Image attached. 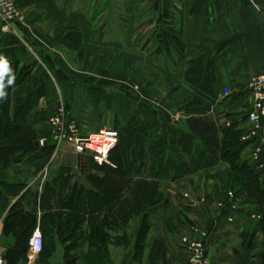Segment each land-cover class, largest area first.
Masks as SVG:
<instances>
[{"label":"crops","instance_id":"1","mask_svg":"<svg viewBox=\"0 0 264 264\" xmlns=\"http://www.w3.org/2000/svg\"><path fill=\"white\" fill-rule=\"evenodd\" d=\"M15 2L26 16V24L18 25L13 32L0 29V57L27 62L32 67V85L44 84L46 88L41 106L53 110L60 103L65 104L83 134L96 133L113 120L115 123L116 117H129L133 113L151 122L161 117L166 129L179 123L183 119L178 113L179 106L196 95L185 81L187 67L196 62L204 64L206 79L210 75L215 77L212 88L217 102L212 105V110L217 122L230 124L224 114L220 115L225 111L239 120L247 118L249 123L248 113L253 107L249 84L255 76L264 73V0ZM163 9L168 14L166 33L174 35L170 29H177L184 45L183 54L177 56L175 62L166 63V70L155 67L144 53L130 48L129 37L127 43L107 37L105 28L111 27L112 23H106L104 18L98 26V21L91 16L95 11L102 12L103 17L114 13L115 23L127 22L126 27H132L138 18ZM116 13H120L117 18L114 17ZM96 26L104 28L102 39L93 36ZM156 72L166 76V97L152 109L156 89L147 83ZM225 90L231 94L227 95ZM29 122L40 138L50 137L48 121L34 123L31 117ZM262 124L264 135V117ZM252 139L243 150L242 158L252 159L254 151L264 146L261 136ZM47 144V147L50 145L48 148L45 146L36 151L24 162L12 164L7 171L10 179L41 191L45 182L39 177L42 169L38 171V167L48 162L53 154L52 141ZM120 145L127 166L123 135ZM63 154L53 162L49 176L61 166H68L62 164ZM76 157V165L68 167L79 175L93 171L88 163L92 156ZM227 169V166L215 167L176 182L162 181L160 189L166 192L167 200L150 216L152 228L146 248L140 256L136 255L142 217L133 219L124 230L110 229L109 234L127 235L124 243L110 244L111 264H149L148 256L156 241L166 246L167 264H189L190 253L182 244V238L185 235L199 238L195 229L207 233L205 244L212 264H263L264 235L258 229V207L247 200L246 195L237 201L232 197L226 202L228 195H234L220 179V173ZM191 199L196 203L191 204ZM16 201L12 199L11 204ZM181 213L188 218V223L181 219ZM83 228L85 235L75 250L78 264H88L90 228L86 223ZM3 233L4 217L0 219V256L6 251ZM66 246L58 242L48 260H42L40 256L32 260L28 257L24 264H66Z\"/></svg>","mask_w":264,"mask_h":264},{"label":"trees","instance_id":"2","mask_svg":"<svg viewBox=\"0 0 264 264\" xmlns=\"http://www.w3.org/2000/svg\"><path fill=\"white\" fill-rule=\"evenodd\" d=\"M91 16L98 26L104 21L102 12L95 11ZM98 26L93 29V36L102 39L103 27ZM170 30L174 35L166 31L159 35L158 51L172 63L183 54L184 45L178 30ZM6 61L10 69L5 74L6 98L0 99V219L4 217L2 242L6 246L3 257L7 264L27 262L29 242L36 228L43 236L40 259L51 258L59 242L67 244L65 263L78 264L75 250L85 235V223L90 228L87 263L111 264L110 244L124 243L127 235L109 234L110 229L124 230L138 217L143 218L135 248L140 256L152 228L150 216L167 200L166 192L160 189L161 182H176L222 166L228 169L220 173V179L234 194L233 200L246 195L247 200L257 205L258 229L264 235V172L256 161L241 156L253 141L245 138L248 127L243 123L247 118L239 120L236 115L226 114L229 125L217 122L212 110L217 102L212 88L215 77H204L202 62L191 63L186 69L185 81L196 95L179 106L178 111L184 116L179 123L166 129L160 120L151 122L138 113L116 117L114 125L120 138L124 137L127 166L119 139L110 155L114 166L100 165L93 157L88 161L92 172L79 175L72 167L61 166L46 179L40 191L11 180L7 171L12 164L22 163L44 149L35 144L40 137L29 119L32 117L34 123L46 122L53 110L40 104L46 88L44 84L32 85V67L27 62ZM10 76L15 79L12 85H7ZM50 148L53 150L54 145ZM231 198L228 195L226 202ZM12 199L17 201L11 204ZM181 219L189 221L184 213ZM166 255V246L156 241L148 263L167 264ZM261 257L264 264V241Z\"/></svg>","mask_w":264,"mask_h":264},{"label":"built area","instance_id":"3","mask_svg":"<svg viewBox=\"0 0 264 264\" xmlns=\"http://www.w3.org/2000/svg\"><path fill=\"white\" fill-rule=\"evenodd\" d=\"M26 24L25 14L17 7L15 0H0V29L4 32L16 31V27ZM253 96V107L248 113V120L251 124V132L246 139L257 138L262 135V120L264 117V73L255 76L249 84ZM227 95L230 91L225 90ZM51 127L50 137H41L39 145L45 147L49 140L54 145L53 154L48 162L40 171L39 177L45 182L48 178L53 162L65 152H73L76 156L88 154L100 165L109 164L114 166L111 161V152L119 143L120 133L118 130L108 127L101 128L92 134H83L80 130L78 121L74 119L65 104L60 103L53 109L52 115L48 120ZM264 146L258 148L253 153V159L258 163V168L264 172ZM264 176V174H263ZM188 196V195H186ZM233 197L232 194H230ZM196 201L191 199V204ZM200 234V238L185 236L182 244L190 253L189 264H211L207 254L205 237L206 232L195 229ZM43 249V236L41 230L36 228L29 242L28 257L30 260L40 256ZM0 264H7L3 256H0Z\"/></svg>","mask_w":264,"mask_h":264},{"label":"rangeland","instance_id":"4","mask_svg":"<svg viewBox=\"0 0 264 264\" xmlns=\"http://www.w3.org/2000/svg\"><path fill=\"white\" fill-rule=\"evenodd\" d=\"M117 15L119 16L120 13L119 14L116 13L114 17L117 18ZM104 18L106 20L105 21L106 23H110V24L112 23L111 27L105 28L106 29L105 34L107 33L106 34L107 37L119 38V39L124 40L126 43L129 37L128 45L130 46V48H133L134 50L144 53L146 56V59L149 62H151L155 67L160 68V69L164 67L166 70V63H168L167 55L162 54L160 51H158V47L160 46L159 35L161 34L162 31L166 30V9H163L158 12H152V13L147 14V16L145 15V16L138 18L139 19L138 22L135 25L133 24L132 27H128V26L126 27L125 24H127V22H123V24L115 23L113 21V16L109 15V13ZM150 22H152V24H150ZM120 24L122 26H120ZM147 84L155 87L156 89L154 92L155 101L154 103H152L153 104L152 109H155L158 107V102L159 103L164 102L163 98L166 97V87H165L166 86V76L164 75V73L156 72L154 76L150 78ZM178 113L181 114L182 117H184L182 112L178 111ZM223 114L226 115L229 113L225 111L220 113V115H223ZM161 115L163 116L164 114H161ZM159 120L162 121L164 119L160 117ZM112 122L113 123L106 125L104 127L115 129L114 120ZM165 122H166V115H165ZM247 122L243 123L244 126L248 127V134L245 136V138L248 137L251 132V125H248L249 123L247 124ZM163 126L164 128H166V124ZM252 161L254 162L253 158H252ZM185 236H188V235H185ZM199 238H196V239H199Z\"/></svg>","mask_w":264,"mask_h":264},{"label":"clouds","instance_id":"5","mask_svg":"<svg viewBox=\"0 0 264 264\" xmlns=\"http://www.w3.org/2000/svg\"><path fill=\"white\" fill-rule=\"evenodd\" d=\"M10 71L8 62L3 58L0 57V99L6 98L5 92V74ZM15 77L10 76L7 79V85H12L14 82Z\"/></svg>","mask_w":264,"mask_h":264},{"label":"water","instance_id":"6","mask_svg":"<svg viewBox=\"0 0 264 264\" xmlns=\"http://www.w3.org/2000/svg\"><path fill=\"white\" fill-rule=\"evenodd\" d=\"M37 146L39 145V141L35 143ZM77 157L73 152H65L62 156V164L68 166H75L76 165Z\"/></svg>","mask_w":264,"mask_h":264}]
</instances>
